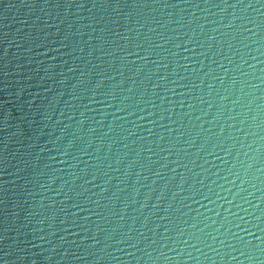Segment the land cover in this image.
<instances>
[{"label": "water", "instance_id": "water-1", "mask_svg": "<svg viewBox=\"0 0 264 264\" xmlns=\"http://www.w3.org/2000/svg\"><path fill=\"white\" fill-rule=\"evenodd\" d=\"M0 264H264V0H0Z\"/></svg>", "mask_w": 264, "mask_h": 264}]
</instances>
